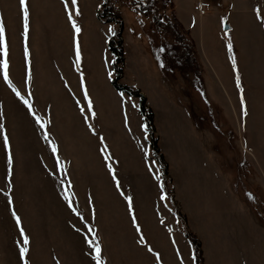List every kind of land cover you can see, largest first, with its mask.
Wrapping results in <instances>:
<instances>
[{"label":"rangeland","instance_id":"rangeland-1","mask_svg":"<svg viewBox=\"0 0 264 264\" xmlns=\"http://www.w3.org/2000/svg\"><path fill=\"white\" fill-rule=\"evenodd\" d=\"M130 1L97 0L96 15L102 22L98 14L110 9L121 19L108 22L116 28L109 42L122 50L117 83L137 89L153 113V136L167 166L165 200L160 199L159 182L154 179L157 173L161 176V166L151 157L149 135L141 127L145 123L133 109L139 99L104 81L86 83L96 112L95 118H89L97 132L94 136L77 112L76 100L81 99L66 67L69 48L56 0H27L32 26L27 62L18 0H0L9 79L30 99L34 111L50 121L41 129L0 73V123L13 155L10 194L31 238V264H94L83 243L84 235L91 236L86 223L99 238L107 264H154L136 242L139 234L100 154V135L122 190L133 197L144 235L161 253L163 264H177L173 240L184 264H190L193 246L185 237L187 231L200 242L203 264L204 253L210 264H221L213 254L216 248L227 252L222 264H264L260 244L264 235V28L253 11L259 6L264 16V0H156L153 12L162 23L171 22L168 25L177 36L151 17L134 14L127 6ZM180 13L184 22L189 13L195 14V26L187 28L177 17ZM222 16L228 18L230 29L223 30ZM129 27L141 33L156 60L157 82L144 77L124 80L136 69V54L128 41L124 47ZM225 31L233 43L247 116L240 112ZM184 48L187 52L179 58ZM156 52L164 55L162 63ZM113 90L130 101H122ZM44 132L55 143L56 154ZM6 171L0 137V264H18L14 245L18 232L3 194L8 191ZM65 191L73 194V207L83 220L68 207Z\"/></svg>","mask_w":264,"mask_h":264},{"label":"snow or ice","instance_id":"snow-or-ice-1","mask_svg":"<svg viewBox=\"0 0 264 264\" xmlns=\"http://www.w3.org/2000/svg\"><path fill=\"white\" fill-rule=\"evenodd\" d=\"M19 3V13H20V19H21V25H22V36L24 38V58L25 62L28 61V46H27V37H28V31H29V19H30V11H29V5L27 0H18ZM64 11L67 16V21L71 26V30L73 33V47L75 52V61H74V67L79 74V87L82 90L83 93V101L86 102V107L81 106V101L76 100V105L79 108L80 113L83 116V122L87 126L88 130L95 136L97 135L96 129L93 127L91 123H89V118H95L96 112L94 110V105L92 102L91 97L89 96L85 78H84V72L81 70V53H80V46L79 41L77 39L79 33L81 32L80 25L77 23V20L74 18V16L78 17L80 15V9L78 6V0H62ZM255 13V18L260 21V27L264 28V16L260 14L259 6L255 7L253 9ZM227 17L222 16L220 18V22L222 24H225L226 27V21ZM110 33L113 32L111 27L108 29ZM114 34V33H113ZM225 37H228L227 39V52H228V59L231 62V69L235 73V87L239 91V106H240V112L243 116H247V108H246V101L244 96V89L241 84V77L239 74L236 56L234 54L233 49V43L229 36V33L225 31L224 33ZM8 47L6 43L5 38V26L2 20H0V73L3 75V79L5 83L8 84L10 88H12V91L15 92L16 96L19 98V100L26 106L29 115L33 117L35 120V123L40 126L41 129L45 128L46 123H49L50 121H45L42 119L40 115H38L34 109L32 108L31 102L29 98H26L24 95H21V93L12 85L11 80L9 79L8 75ZM111 72L108 73L109 78H111ZM31 79V74L29 71L28 74V80ZM123 95V94H122ZM31 96V93H29V97ZM135 107V105H133ZM87 113V114H85ZM0 120H2V116H0ZM125 124H127V116H125ZM141 127L144 129L145 133H147V126L141 125ZM0 137H2L3 140V148L6 153V164H7V171L5 180L7 182V188L8 191H5L3 194L7 199V205L11 208V218L14 221V226L17 229L18 232V239L14 241V245L16 247L17 251V260L18 264H31L30 259V251H31V238L29 234L26 232L21 217L17 214L15 208L13 207V198L11 196V189L13 187L12 185V173H13V155L11 152V145L9 142V137L6 133V130L4 128V125L0 123ZM43 138L49 142L52 148L53 154H56L57 148L55 143L49 141L47 132H44ZM99 143H100V154L102 155L105 165L107 168L108 173L111 175V180L114 183L115 190L117 193L123 198V201L126 204V213L130 218V224L134 230L135 233L139 234L137 243L141 245L147 253L151 255V257L154 260V264H163L161 253L158 250H155L150 242L146 239L143 229L141 227V224L139 223L137 216H136V210L133 203V197L129 194H126L122 190V185L120 183V180L118 179L116 175V171L113 168V164L109 161L112 160V157L108 151V146L105 144V138L100 135L99 136ZM145 155H147V152H145ZM57 163L59 164V158L57 157ZM60 170L63 171V165L60 164ZM151 171V169H149ZM154 179L159 182L160 187V199L165 200L167 198L166 193L164 192V185L162 183L161 176L157 173V175L154 176ZM69 192L65 191L64 193V200L68 203V207L72 210L73 213H75L77 216L80 217L81 220H83V216L78 212V210L73 207L72 201L70 199ZM249 199H252L251 193L247 194ZM89 202H91V198L89 197ZM163 223V221H161ZM85 227L87 228L88 232L91 233V236L84 235L83 236V243L87 245L88 248V254L91 256V260L94 261V264H107V261L103 258L102 253V247L99 242V238L95 235V231L91 227V225L85 224ZM77 232H80V229H76ZM172 246L174 247V255L177 259V264H184V257L182 253L180 252L179 248L176 247V241H171ZM191 244V242H189ZM196 261V255L194 252H190V264H195ZM57 264L59 262L57 261Z\"/></svg>","mask_w":264,"mask_h":264},{"label":"crops","instance_id":"crops-1","mask_svg":"<svg viewBox=\"0 0 264 264\" xmlns=\"http://www.w3.org/2000/svg\"><path fill=\"white\" fill-rule=\"evenodd\" d=\"M56 2H57L58 8L60 9L63 24L65 27V40H66L65 42H67V45L69 48V53L67 57L68 65L66 67L68 68V73L70 74L71 78L73 79L74 77L75 79L76 88L74 91L75 92L78 91L79 97L81 99V106L86 107V102L83 101L82 90L79 87V74L77 73L74 67L75 52H74V47H73V33L71 30V26L67 21V16L64 11L62 0H56ZM97 4H98L97 0H78L80 15L78 17L74 16V18L77 20V23L80 25V28H81V32L79 33L77 37L79 41L80 53H81L80 67H81V70L84 72L85 83H88V82L96 83V82L104 81L106 82V85L108 86V84H111L110 82L113 76L112 64L114 61V55L109 49L108 42H109V39L113 37L114 35L113 33H115L116 28H115L114 23H102L97 19V15H96ZM29 11H30V19H29L28 34H30L32 30V26L30 23L31 22V10L29 9ZM192 15H195V14L193 13L188 14L189 16L188 22L186 21L184 22L185 19L182 17L181 13L177 17L179 18L182 17L183 23H186L187 25L186 27L190 28L192 26H195L196 24V16H192ZM110 27L113 30L112 33L108 31ZM127 41L129 42L130 49L133 50L134 53L136 54L135 55L136 59H134V62H133L135 64L136 69L135 71L134 70L130 71L131 75L127 73L124 76V80L126 82H129V81L136 82V79L138 80V77L139 79L144 77L147 82H153V81L157 82L159 80L158 77L160 76V72L158 70L159 68L157 66L156 60L153 58V56L150 55L147 49V45L144 42L145 39L143 38L141 33L136 31L134 28L129 27L125 33L124 47ZM126 58H128L127 55H126ZM42 65L44 64L42 63ZM109 72H111L112 74L111 78H109L108 76ZM67 74L65 73L66 81H68V78L66 77ZM89 76L92 77V79ZM114 94L118 98H120L122 101L124 100L130 101V98L123 96L120 92L114 91ZM120 107H122V105H120ZM133 109L135 110V112H138V105L133 107ZM77 112H78V115H80L83 120V116L80 113L79 108ZM260 244H261V251L263 253V256H262V259H263L262 262H263L264 261V235L262 236L260 240ZM213 254H215L214 257H216V254H217V257L219 258L218 262L221 264L223 262L222 260L227 257V252H224L223 250H220L218 248L214 250ZM230 255L232 256V253L229 254V257ZM204 258H205V264H210V262L206 258L205 253H204Z\"/></svg>","mask_w":264,"mask_h":264},{"label":"trees","instance_id":"trees-1","mask_svg":"<svg viewBox=\"0 0 264 264\" xmlns=\"http://www.w3.org/2000/svg\"><path fill=\"white\" fill-rule=\"evenodd\" d=\"M155 1L156 0H132L127 4V6L130 8L131 11H133L134 14L142 15L145 17H151L152 21L155 24H159V25L163 24V25H161L163 28H166V29L168 28L169 30L174 32L173 28L170 27V25H168L171 22L162 23L160 16L153 12L152 7H153V4L155 3ZM102 5H105V3L103 2ZM98 18L102 22H105V23H108V22L120 23L121 22L119 15L116 13H113L110 9L105 10L104 13L98 14ZM173 23H175V21ZM175 25L177 26L178 29L180 28L176 23H175ZM174 34L177 36V34L175 32H174ZM114 37H115V35H114ZM177 40H178V42H180L179 37H177ZM183 47H184V44H183ZM109 49L112 52V54L114 55V61L112 64V71H113L114 76L111 80V84L113 85V87L116 90L123 92V93H126L129 96L137 97L139 99L138 111H139L140 115L142 116V119H143L145 125L147 126V133L149 135V144L148 145H149L150 151L152 152L151 157L155 158L157 163L161 166V169H162L161 178H162V183H164V180L167 176V166L163 162L162 155L159 154V150L157 147V139L153 136L154 135L153 113L146 106L145 98L141 95V93L137 89H134V88L128 87V86H122V85L117 83V80L120 76V71H121L119 65L122 62V50L120 48L119 49L114 48L111 41L109 42ZM182 51H183V53L180 52L178 54L179 58L182 57V54H185L187 52V50L185 48ZM154 56L157 59V61H159V63L160 62L162 63V61L164 59L163 54L156 52V53H154ZM179 218L182 221H184L183 216H180ZM185 237L187 238V240L189 242H191V245L193 246V252L196 255L195 264H203V258H202V252H201L199 240L197 239V237L193 233H191L189 231L185 232Z\"/></svg>","mask_w":264,"mask_h":264},{"label":"water","instance_id":"water-1","mask_svg":"<svg viewBox=\"0 0 264 264\" xmlns=\"http://www.w3.org/2000/svg\"><path fill=\"white\" fill-rule=\"evenodd\" d=\"M228 29H229L228 25H226V27L225 26L223 27V30H228Z\"/></svg>","mask_w":264,"mask_h":264}]
</instances>
